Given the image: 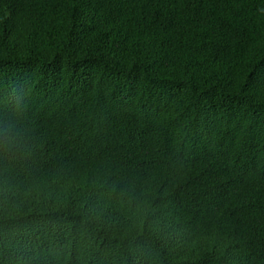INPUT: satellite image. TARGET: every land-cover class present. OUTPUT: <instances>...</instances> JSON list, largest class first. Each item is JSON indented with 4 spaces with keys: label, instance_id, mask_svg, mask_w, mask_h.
<instances>
[{
    "label": "trees",
    "instance_id": "1",
    "mask_svg": "<svg viewBox=\"0 0 264 264\" xmlns=\"http://www.w3.org/2000/svg\"><path fill=\"white\" fill-rule=\"evenodd\" d=\"M0 264H264V0H0Z\"/></svg>",
    "mask_w": 264,
    "mask_h": 264
},
{
    "label": "clouds",
    "instance_id": "2",
    "mask_svg": "<svg viewBox=\"0 0 264 264\" xmlns=\"http://www.w3.org/2000/svg\"><path fill=\"white\" fill-rule=\"evenodd\" d=\"M13 147L15 146V145H12Z\"/></svg>",
    "mask_w": 264,
    "mask_h": 264
}]
</instances>
